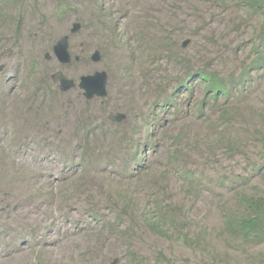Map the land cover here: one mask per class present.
I'll return each mask as SVG.
<instances>
[{"label":"rangeland","instance_id":"1","mask_svg":"<svg viewBox=\"0 0 264 264\" xmlns=\"http://www.w3.org/2000/svg\"><path fill=\"white\" fill-rule=\"evenodd\" d=\"M261 199L264 3L0 0V264H264Z\"/></svg>","mask_w":264,"mask_h":264},{"label":"water","instance_id":"2","mask_svg":"<svg viewBox=\"0 0 264 264\" xmlns=\"http://www.w3.org/2000/svg\"><path fill=\"white\" fill-rule=\"evenodd\" d=\"M79 30V25L74 24L71 33H76ZM69 36H62L53 48L54 55L56 59L62 64H68L71 62V56L69 53ZM50 59L51 56L47 55ZM92 60L97 62L99 60L98 52H95ZM53 82H59L60 90L68 91L69 89L75 87L73 80L67 79L62 72H57L52 76ZM107 81L108 76L104 71H95L89 75H83L80 77V82L78 87L83 90V95L87 100H91L94 97H105L107 95ZM110 120L114 122H121L125 119V115L121 113L110 114Z\"/></svg>","mask_w":264,"mask_h":264},{"label":"trees","instance_id":"3","mask_svg":"<svg viewBox=\"0 0 264 264\" xmlns=\"http://www.w3.org/2000/svg\"><path fill=\"white\" fill-rule=\"evenodd\" d=\"M260 3H264V0H258ZM200 76L202 77V80L205 81L208 84V91L212 93L213 96H217L218 94H222L223 96L227 94V88L225 86V83L221 79H217L209 74L201 73ZM260 201L264 202V199H261ZM254 203V201H251ZM259 207L264 208V204L255 203ZM150 214V213H149ZM148 214V215H149ZM144 216H147L145 213ZM145 222L149 226L150 229L158 231L159 228H161V221L154 220L152 218L145 217ZM240 237L244 240H249L252 233H255L253 236L257 239L258 237H261L260 240L263 239L264 236V218L262 216L257 215L253 217L245 218L240 223Z\"/></svg>","mask_w":264,"mask_h":264},{"label":"bare ground","instance_id":"4","mask_svg":"<svg viewBox=\"0 0 264 264\" xmlns=\"http://www.w3.org/2000/svg\"><path fill=\"white\" fill-rule=\"evenodd\" d=\"M125 23V22H124Z\"/></svg>","mask_w":264,"mask_h":264}]
</instances>
